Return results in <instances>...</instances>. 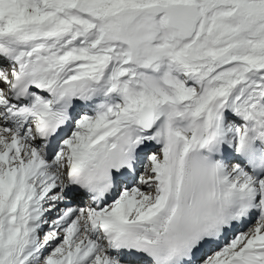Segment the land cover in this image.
Segmentation results:
<instances>
[{"label": "snow or ice", "instance_id": "1", "mask_svg": "<svg viewBox=\"0 0 264 264\" xmlns=\"http://www.w3.org/2000/svg\"><path fill=\"white\" fill-rule=\"evenodd\" d=\"M0 264H264V0H0Z\"/></svg>", "mask_w": 264, "mask_h": 264}]
</instances>
